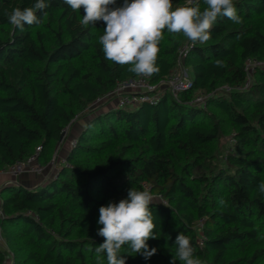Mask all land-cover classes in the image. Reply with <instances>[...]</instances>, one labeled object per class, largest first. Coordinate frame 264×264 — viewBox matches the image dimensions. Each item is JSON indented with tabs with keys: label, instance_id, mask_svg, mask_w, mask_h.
Returning a JSON list of instances; mask_svg holds the SVG:
<instances>
[{
	"label": "trees",
	"instance_id": "16d2710c",
	"mask_svg": "<svg viewBox=\"0 0 264 264\" xmlns=\"http://www.w3.org/2000/svg\"><path fill=\"white\" fill-rule=\"evenodd\" d=\"M35 2L0 0V172L37 148L39 163L49 165L78 115L138 77L130 64L104 58L99 37L106 24L82 25L83 8L46 0L40 24L21 32L8 22L6 12ZM172 4L173 10L207 7L204 0ZM234 6L241 22L218 17L211 39L195 47L182 32L163 30L160 71L150 78L153 84L167 79L186 48L191 87L180 99L164 92L155 103L110 106L91 118L55 178L32 189H0V226L14 264H98L95 248L105 242L97 234L99 208L125 199L131 187L163 202L149 205L159 238L147 244L156 254L145 260L128 255L124 245L118 256L126 264H171L181 232L203 264H264V193L258 190L264 181V0H234ZM248 60L263 66L244 89ZM198 93L209 95L204 106L192 104ZM223 126L234 134L235 148L220 157ZM3 259L0 250V264ZM99 264H108L105 254Z\"/></svg>",
	"mask_w": 264,
	"mask_h": 264
},
{
	"label": "clouds",
	"instance_id": "9594fccd",
	"mask_svg": "<svg viewBox=\"0 0 264 264\" xmlns=\"http://www.w3.org/2000/svg\"><path fill=\"white\" fill-rule=\"evenodd\" d=\"M63 3L74 11L83 8L85 15L80 23L84 26L94 27L97 21L105 22L106 28L99 43L106 60L130 64L129 72L146 77L160 71L156 60L165 28L170 33L182 32L195 47L197 41L203 44L211 39L209 30L218 17L241 22L234 0H204L207 7L203 11L199 4L173 10L172 0H123L120 5L117 0H63ZM192 3L193 0H188L189 5ZM47 7L46 0H36L30 7H16L5 15L12 26L23 32L25 25L41 23L37 13ZM215 65L224 66L220 59ZM258 190L264 193V181L258 184ZM157 201L149 190L138 191L131 187L125 199L118 203L110 201L99 208L97 223L102 227L97 234L104 237L105 242L95 248L98 264L101 254L106 255L108 264H126V257L118 256L124 245L130 249L128 255L140 254L145 260L156 254L157 249H149L147 241L159 238L153 231L155 224L149 208ZM220 203L224 204V200L221 199ZM174 245L176 251L171 264H176L177 260L182 264H203L194 255L195 248L183 232L177 235Z\"/></svg>",
	"mask_w": 264,
	"mask_h": 264
},
{
	"label": "built area",
	"instance_id": "2783aa9c",
	"mask_svg": "<svg viewBox=\"0 0 264 264\" xmlns=\"http://www.w3.org/2000/svg\"><path fill=\"white\" fill-rule=\"evenodd\" d=\"M186 56V48L180 51V60H183ZM261 62L254 60H248L246 62V71L248 73V79L244 84L243 88L247 89L251 84V75L249 74V69L252 71L262 67ZM191 87V77L188 76L185 70L179 69L174 71L167 79L159 82L158 84H153L150 77L138 76L130 80H126L117 85L116 89L109 93L107 96L99 99L108 102L109 100L114 99L116 101L117 108H133L137 105L143 103H155L158 98L165 92H169L175 100H178L181 95L187 92ZM223 90L227 93L231 92L230 88L224 87ZM209 95H200L192 100V104L198 106H204L206 99ZM96 102V103H97ZM39 153L40 148L36 149L34 155L29 157L26 161L17 162L13 166L7 168L6 170L0 173H8L14 177H17L19 174L24 172L31 173L36 176H41L44 173V167L39 163ZM61 166L68 167L65 159L60 161ZM50 168L52 171L55 169L56 164L52 161L50 163ZM161 200L160 197H158ZM3 214L0 209V219ZM0 250L3 252L4 259L1 264H12V254L6 248L4 237L2 234L0 226Z\"/></svg>",
	"mask_w": 264,
	"mask_h": 264
},
{
	"label": "rangeland",
	"instance_id": "374dc122",
	"mask_svg": "<svg viewBox=\"0 0 264 264\" xmlns=\"http://www.w3.org/2000/svg\"><path fill=\"white\" fill-rule=\"evenodd\" d=\"M180 68L185 70L186 73L188 74V76L191 77V73H190L189 69L186 67L184 59L183 60L179 59V62L176 65L174 71H176V70L178 71ZM174 71L172 73H174ZM249 71H250L249 74L251 75V79H252L254 74H255V70L252 71L251 69H249ZM164 91L166 92V90H164ZM200 94L201 93H198L197 95H195L194 98L200 96ZM113 98L114 99L109 100L108 102L100 100L99 102L90 106L84 113H81L80 115H78L72 121L70 126L68 128H66V130L64 131V137H63L62 141L55 146V151H54V154L51 158L52 159L51 162L53 161L56 164L55 169L53 171H51L52 169L49 166L51 162L49 163V165H42L44 167V173L41 175L42 178L40 180L43 181L44 178L47 176L48 178H47V180H45V182H47L48 180H51L57 176V174L60 170V166H61L60 161L62 159H65V157H66L67 153L69 152L73 142L78 138L79 134L85 129L86 125L91 121V118L95 115L102 113V111L104 109L109 108L110 106L116 107V101H115L116 97H113ZM221 134H222V138L216 144V148L218 149V151L221 152L220 157H222V154L224 151H226V150L232 151L235 148V141L233 139L234 134L231 132L229 127L223 126ZM220 162L222 164H225V162H223L221 160H220ZM2 174H3L2 176L6 175L5 173H2ZM24 174L29 175L34 180H38V178H40V176H37L38 178H36V175L28 173L27 171L22 173V174H19L18 176H21ZM5 178H7V177H5ZM202 225H203L202 222H199L197 224V229L199 230V232H201ZM4 241H5V238H4ZM5 245H6V248L12 254V264H14L15 257L13 255V252H12L10 246L6 243V241H5Z\"/></svg>",
	"mask_w": 264,
	"mask_h": 264
},
{
	"label": "crops",
	"instance_id": "0c3cea01",
	"mask_svg": "<svg viewBox=\"0 0 264 264\" xmlns=\"http://www.w3.org/2000/svg\"><path fill=\"white\" fill-rule=\"evenodd\" d=\"M0 174H1L0 175V189L4 185H7V184H14V185H17V186H23V187H25L27 189H32V188H35V187H37L39 185L44 184L45 180H47V178H48L46 176L44 178V180L42 181V180H40L42 178V176H40V178H38L36 176V178H38V180H34L32 177H30L29 175H25V174L24 175H21V176H17V177H13L12 175H10L8 173H5L6 174L5 176H2L3 175L2 173H0ZM5 177H7V178H5Z\"/></svg>",
	"mask_w": 264,
	"mask_h": 264
},
{
	"label": "water",
	"instance_id": "95a60500",
	"mask_svg": "<svg viewBox=\"0 0 264 264\" xmlns=\"http://www.w3.org/2000/svg\"><path fill=\"white\" fill-rule=\"evenodd\" d=\"M63 137H64V133L62 134L61 141H62Z\"/></svg>",
	"mask_w": 264,
	"mask_h": 264
}]
</instances>
